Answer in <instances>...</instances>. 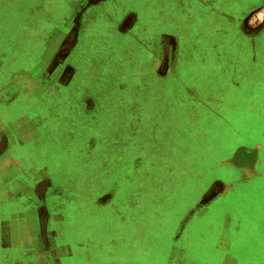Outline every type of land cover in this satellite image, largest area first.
<instances>
[{
	"label": "crops",
	"instance_id": "obj_1",
	"mask_svg": "<svg viewBox=\"0 0 264 264\" xmlns=\"http://www.w3.org/2000/svg\"><path fill=\"white\" fill-rule=\"evenodd\" d=\"M13 1L21 2L23 6V9H18L16 24L10 26L13 18H8L0 26L2 28L0 33V264H64L63 261L69 258L66 253L69 247L66 249V243L58 241L62 236H58L60 230L56 228L55 219L58 215L57 207L64 209L69 202L59 197L61 194L58 193L57 187L61 184L53 180L49 175V168L45 167L53 163L55 155L61 154L57 149L59 144H56V139L59 138L65 140V154L73 159L76 158L80 167L83 165L80 173L83 179L81 184H87L88 189L96 192V195L101 192L104 194L96 201L94 196H89L94 205L93 210L89 211L91 219L84 216L79 218V227L81 225L85 227V231L87 228L93 233L95 224L94 228L87 226L94 221H98L97 225H101L100 218L96 217L103 216L104 236H99L97 242L98 234L85 232L86 243L98 244L101 239L102 242L113 241V253L120 257L118 258L120 262L114 260L115 262L110 264H138L135 262V257L154 253L153 238L158 240V243L160 239L158 248L160 253L166 252L165 249L169 248L168 238H164L165 244H163V232L142 238L134 233L125 235L119 231L121 226L119 229L116 226V223L121 221L126 228L136 221L132 219L129 209L135 208L134 213L136 212L137 205L135 207L131 198L133 195L135 198L137 190L132 191L131 194V191H127V187H124L126 180H122V176L126 171L125 168L118 165L117 169L110 170L109 163L104 164L103 167L96 166L98 138L88 134L98 133L102 124L106 128L116 126V116L104 122L107 111L103 110L101 99L108 107H113L114 104L108 103L110 99H106L105 95L117 90H128L131 84L121 86V75L118 73L115 77L118 81L113 80L111 88H108L105 81L106 72L90 71L89 64H102L106 61L107 56L103 51L105 47L129 44L133 40L132 36L122 35L120 27L125 26L130 18L136 20L135 15L144 13V16H149L150 21L160 23L164 29H167V34L160 36L164 44L167 42L165 39L170 37L177 39L179 30L183 33L179 46L182 44L183 47L199 46L196 41H202L201 46H217L214 42L220 39L195 38L194 32L199 24L195 16L199 13L200 2L198 0H11L9 3ZM63 3L68 4L70 8L71 12L67 15ZM134 4L141 5L144 13L134 7ZM171 4H174V7ZM183 4H185L184 9L181 8ZM124 9L130 11L123 17L115 19ZM90 10L96 12L98 16L97 23L95 22L92 28H97L103 35H94L91 41L87 42L88 45L84 46L88 37L85 32L88 31ZM171 15L175 16L174 22L170 21ZM47 24L51 28H47ZM118 24L119 26L114 29ZM144 28V32L140 30L139 36L147 39L150 25L145 24ZM13 29L17 30L18 38L13 39L10 35ZM211 29L213 28H205L204 32ZM223 41V46H235L232 40L223 39ZM88 48L91 49L92 54L88 53ZM177 59L179 60L178 56ZM228 59L232 62V57L227 58V62ZM256 63L263 64L258 71L259 78L251 79L256 85L255 90L247 91L248 94L244 89L234 93H225L221 90L211 92L210 89L201 97L197 96V92L186 94L190 98L188 102L198 111L196 113L200 126L198 140L203 143L209 138L208 158H212L213 161L209 163L207 169L195 172L191 180L182 177L178 186V189H181L185 185H192L194 188L192 193H198L203 190L202 185L211 179L209 186L204 189L209 198H216L219 196L218 193L227 192L233 198H237V203L245 207L243 210L246 212L252 204H256L264 212L263 52L262 55L260 53L256 55ZM74 64H78L81 68L79 74V80L83 85L81 88L77 86L78 80L74 74L69 73L68 70ZM194 73L195 71L192 72L193 79H195ZM182 75L180 74L178 79H183ZM109 78L113 79L110 75L107 79ZM168 84L167 81L166 85ZM182 91L183 87H180L177 91L178 95L179 93L183 95ZM81 93L95 95L93 109L91 112L87 111V114H85L86 101L80 103L78 99ZM253 109L256 110V115L251 114ZM77 126H80V135L74 140L67 132H72ZM89 126L92 127V131L87 129ZM250 126L256 129L248 131ZM60 131H65V135L58 134ZM105 131L107 132V129ZM88 139L96 142V145L91 147V151L83 150ZM76 142H80V151H76L73 146ZM102 169L103 172L100 174ZM70 185L68 183V186ZM162 186H168V178L166 182H162ZM62 189L66 190L64 187ZM121 190H124V197L129 194L130 198L120 204ZM90 200L82 203L87 204ZM154 203L152 202L150 206L152 207ZM234 205L238 206L232 204ZM227 206L226 203L224 207ZM86 209L82 205L80 212L87 213ZM174 215L171 214L169 218L156 217L158 219L156 222L166 223L168 226L170 219L176 217ZM161 229L163 230V226ZM113 236L119 240H114ZM50 238L53 240L52 245L49 243ZM124 240L128 245L129 242L133 244L131 250L122 247ZM139 241L141 243L137 246ZM119 248L122 250L119 251ZM41 254L43 259H40ZM122 255L130 258L123 259ZM133 258L134 261L131 260ZM150 259L148 264H152ZM123 260L130 261L122 262Z\"/></svg>",
	"mask_w": 264,
	"mask_h": 264
},
{
	"label": "rangeland",
	"instance_id": "obj_2",
	"mask_svg": "<svg viewBox=\"0 0 264 264\" xmlns=\"http://www.w3.org/2000/svg\"><path fill=\"white\" fill-rule=\"evenodd\" d=\"M10 1L0 0V26L8 18H13L10 26L15 25L18 9H23L21 2L9 3ZM198 1L201 7L195 16L196 22L199 23L194 32L195 38L220 39L216 42L212 40L217 46H201L202 41H196L199 46L183 47V44L179 46L183 34L179 30L178 38L165 39L167 41L165 45L160 36L166 35L167 29L160 23L150 21L149 16H144V8L134 4V7L144 14L135 15L136 20L130 18L125 26L120 27L121 34L131 35L133 40L126 45L105 47L103 51L108 59L106 58L102 64H89L90 71L106 72L105 81L108 88H111L113 80L118 81L115 77L120 73L121 86L131 84L130 89L117 90L105 95L106 99H110L108 103L114 104L113 107H108L101 99L102 108L107 111L104 122L116 116V126L106 128L102 124L98 133L88 135L98 138L96 166L103 167L109 163L110 170L117 169L118 165L125 168L122 176V180H126L124 187L126 186L131 194L137 190L135 198L134 195L131 198L135 207L137 205L136 212L134 213L135 208L129 209L132 219L136 221L126 228L123 222L116 223L118 229L121 226L119 231L125 235L134 233L142 238L163 232V244L164 238H168L169 248L165 249L166 252L160 253L158 249L160 239L158 243V240L153 238L154 253L135 257V262L144 264L146 261L148 264L151 258L152 264H264V212L259 206L252 204L246 212L243 210L245 207L237 203V198H233L227 192L218 193L219 196L216 198H209L204 189L209 186L211 179L202 185L204 191L198 193H192L194 191L192 185L178 189L182 177L191 180L195 172L207 169L209 163L213 161L212 158H208L209 138L203 143L198 140L200 132L196 119L198 111L188 102L190 98L186 94L197 92V96L201 97L210 89L211 92L221 90L225 93L244 89L248 94L247 91L255 90L256 85L251 79L259 78L258 71L263 64L256 63V55L264 53V0ZM171 6L174 7V4ZM175 6L177 8V4ZM184 6L185 4L181 8L184 9ZM63 9L67 11L66 15L71 12L68 4H64ZM128 11L130 10L124 9L115 19L123 17ZM88 19V31L85 33L89 41L85 39L84 46L88 45L87 42H90L94 35H103L97 28H92L98 20L96 12L90 10ZM170 21H175L174 15L170 16ZM145 24L150 25L147 39L139 36L140 30L144 32L146 28ZM118 26L119 24L114 26V29ZM48 27L50 26L47 24ZM205 28L213 29L204 32ZM10 35L13 39L18 38L17 30L13 29ZM223 39L232 40L235 46H223ZM88 53L92 54L91 49ZM176 56L179 57L178 61ZM231 57L232 62L230 59L227 62L226 59ZM68 70L74 74L78 80L77 86L81 88L83 85L79 80L80 66L74 64ZM193 71L195 79L192 77ZM180 74H183V79H178ZM109 75L113 79H107ZM180 87H183L184 96L177 93ZM78 99L80 103L86 101L85 114L92 111L95 95L81 93ZM256 113L255 109L251 112L252 115ZM87 129L92 131L91 126ZM255 129L250 126L248 131ZM65 133L58 132L60 135ZM67 133L76 140L80 135V126ZM64 142V139H56V144H59L57 149L61 154L55 155L53 163L45 166L49 168L50 174H47L62 185L57 187L58 193L61 194L58 196L69 202L64 209L57 207L58 215L55 218L56 228L60 230L58 236H62L58 241L66 243V249L69 247L66 252L69 258L63 263L110 264L115 262L114 260L120 262L118 259L120 257L113 253V241L102 242L101 239L97 244L98 237L104 236L103 216L96 217L100 218L101 225L94 221L87 226L94 228L95 224L93 233L98 234L97 242L86 243L85 232L86 234L91 232L87 228L85 231V227L81 225L79 227V218L84 216L91 219L89 211L93 210L94 205L89 196H94L96 201L104 194L101 192L96 195V192L88 189L87 184H81L83 179L80 173L83 165L80 167L76 158L65 154ZM95 145V141L88 139L83 150L91 151ZM73 146L76 151H80V142L73 143ZM102 172L103 169L100 174ZM166 178L168 186H162ZM68 183L71 185L68 186ZM123 191L119 192L122 193L120 204L130 198L129 194L124 197ZM41 194L43 195V184ZM86 200L90 202L83 204L82 202ZM152 202L155 203L151 207ZM226 203L228 206L224 207ZM82 205L87 208V213L80 212ZM171 214H175L176 217L170 219L168 226L166 223L156 222L158 220L156 217L169 218ZM117 233L119 234L118 231ZM51 238L49 243L52 245ZM113 239L119 240L116 236H113ZM140 243L139 241L137 246ZM122 247L131 250L133 244L129 242L128 245L124 240ZM42 256L43 254L40 255V259H43ZM122 258L130 257L122 255ZM131 260L134 261V258Z\"/></svg>",
	"mask_w": 264,
	"mask_h": 264
}]
</instances>
